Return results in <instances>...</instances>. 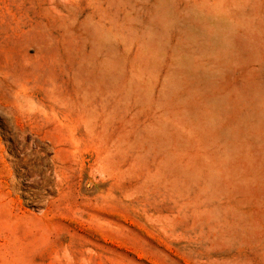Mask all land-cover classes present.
Listing matches in <instances>:
<instances>
[{
  "label": "rangeland",
  "instance_id": "obj_1",
  "mask_svg": "<svg viewBox=\"0 0 264 264\" xmlns=\"http://www.w3.org/2000/svg\"><path fill=\"white\" fill-rule=\"evenodd\" d=\"M263 5L0 0V264H264Z\"/></svg>",
  "mask_w": 264,
  "mask_h": 264
},
{
  "label": "bare ground",
  "instance_id": "obj_2",
  "mask_svg": "<svg viewBox=\"0 0 264 264\" xmlns=\"http://www.w3.org/2000/svg\"><path fill=\"white\" fill-rule=\"evenodd\" d=\"M208 2H209V1H208ZM259 2H260V1H259ZM211 3H212V2H211ZM235 3H236V2H235ZM242 3H243V2H242ZM229 4H230V3H229ZM205 5H206V4H205ZM208 5H210V7H211V4H208ZM224 5H225V4H224ZM235 5H236V4H235ZM235 5H234V6H235ZM245 5H246V3H245ZM251 5H253V4H251ZM251 5H250V6H251ZM256 5H257V4H256ZM218 6H219V4H218ZM221 6H222V5H221ZM227 6H228V5H227ZM253 6H254V5H253ZM263 6H264V5H263ZM237 7H238V5H237ZM237 7H236V8H237ZM254 7H255V6H254ZM202 8H203V7H202ZM204 8H205V7H204ZM211 8H212V7H211ZM231 8H232V7H231ZM239 8H242V7H239ZM239 8H237V9H239ZM247 8H249V5H248ZM219 9H220V8H219ZM260 10H261V9H260ZM254 11H255V10H254ZM203 12H204V11H203ZM220 12H221V11H220ZM227 12H228V11H227ZM230 12H231V11H230ZM228 13H229V12H228ZM260 13H261V12H260ZM235 14H236V13H235ZM249 14H250V13H249ZM249 14H248V15H249ZM256 14H257V12H256ZM209 15H210V14H209ZM214 15H215V14H214ZM233 15H234V14H233ZM249 16H250V15H249ZM251 16H252V15H251ZM255 16H257V15H255ZM261 16H262V15H261ZM261 16H260V17H261ZM208 17H209V16H208ZM260 17H259V18H260ZM235 18H236V17H235ZM259 18H258V19H259ZM228 19H229V18H228ZM248 19H249V18H248ZM254 20H255V19H254ZM254 20H253V21H254ZM231 21H232V20H231ZM237 21H238V20H237ZM245 21H247V20H245ZM249 21H250V20H249ZM256 21H257V19H256ZM240 23H241V22H240ZM247 23H248V22H247ZM251 23H252V22H251ZM244 24H245V23H244ZM249 24H250V23H248V25H249ZM263 24H264V22H263ZM233 25H234V24H233ZM245 25H246V24H245ZM230 26H231V25H230ZM250 26H251V25H250ZM238 28H239V27H238ZM248 30H249V29H248ZM255 30H256V29H255ZM210 31H211V30H210ZM234 31H235V30H234ZM240 31H241V30H240ZM252 31H253V30H252ZM252 31H251V32H252ZM238 32H239V31H238ZM249 32H250V31H249ZM218 33H219V32H218ZM252 33H253V32H252ZM226 34H228V33H226ZM259 35H260V34H259ZM263 35H264V34H263ZM221 36H222V35H221ZM224 36H225V35H224ZM260 38H261V35H260ZM261 39H262V38H261ZM222 40H223V37H222ZM257 47H258V46H257Z\"/></svg>",
  "mask_w": 264,
  "mask_h": 264
}]
</instances>
